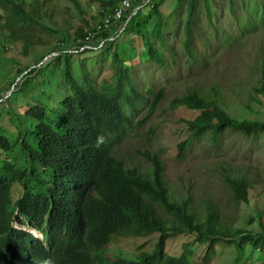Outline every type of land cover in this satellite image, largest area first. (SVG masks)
Instances as JSON below:
<instances>
[{
	"label": "trees",
	"instance_id": "trees-1",
	"mask_svg": "<svg viewBox=\"0 0 264 264\" xmlns=\"http://www.w3.org/2000/svg\"><path fill=\"white\" fill-rule=\"evenodd\" d=\"M163 1L150 0L146 4L144 0L141 4L151 13L146 18H141L144 11L137 14L145 26L144 31L137 33L146 40L150 59L160 65L167 61L164 48L158 46L160 43L166 47L168 25L161 11ZM117 2L111 0L106 5L113 8ZM179 2L187 3L182 45L190 50L198 4L203 2L208 7L210 1ZM0 9L4 37L15 43L22 40L26 56L36 46L49 44L56 38L53 36V40L46 42L35 30L59 33L56 27L45 23L54 22L57 17L49 0H0ZM151 19L153 22L156 19V24L149 30ZM58 23L56 18L57 26ZM117 35L110 31L99 38L107 43ZM85 37L84 30L77 32L73 42L78 49L84 45ZM67 41L70 36L65 34L57 46L71 45ZM117 47L112 51L116 63L113 80L96 82L89 76L83 78V65L73 72L68 63L64 73L66 92L58 103L55 106L38 103L26 111L35 121L27 129L29 141L24 139L21 146L24 155L16 151L20 136H13L14 142L13 138L0 135V150L9 151L6 158L0 159L3 162L0 164V264H195L191 247L186 245L179 256L170 255L166 253L167 242L176 235H194L198 242L209 244L208 256L223 240L231 243L232 237L223 230L216 211L207 209L201 221L192 211L189 198L181 202L172 199L164 179L163 163L157 155L144 154L151 165V174L147 175L136 167L126 168L113 154L114 143L133 125L132 118L139 106L150 101L142 121L149 119L165 95L164 87L157 91L136 88L131 80V63L121 57ZM256 95L264 96V82L256 88ZM223 103L215 90L207 94L192 90L174 98L170 108L184 107L198 112L193 120L185 122L191 138L209 135L216 142L228 131L246 136L264 132V120L233 117ZM191 138L179 144V158ZM224 180L239 203L250 202L252 186L247 177L225 175ZM15 184L22 186V192L14 200ZM15 220L21 226L38 229L44 239L17 228ZM261 227L264 228L262 220ZM155 234L159 236L151 251H140L133 259L120 256L113 260L107 257L109 262L104 260V249L114 240ZM245 239L256 249L264 248V232L250 233Z\"/></svg>",
	"mask_w": 264,
	"mask_h": 264
},
{
	"label": "rangeland",
	"instance_id": "rangeland-1",
	"mask_svg": "<svg viewBox=\"0 0 264 264\" xmlns=\"http://www.w3.org/2000/svg\"><path fill=\"white\" fill-rule=\"evenodd\" d=\"M49 1L59 25L56 18L45 23L56 27L59 33L35 30L46 42L56 38L36 46L29 56L23 53L22 40H7L0 28V135L9 140L20 136L16 151L24 155L21 146L24 139L29 141L27 129L35 121L26 111L38 103H58L66 92L64 73L68 63L73 72H78L82 64L83 78L89 76L96 82L113 80L116 63L112 51L118 46L121 57L131 63L133 85L141 91L164 87L165 95L149 119L142 121L150 101L139 106L133 125L114 143L113 153L128 168L138 167L147 173L150 164L144 154L157 155L164 165V179L172 199L181 202L189 198L192 211L201 221L206 210L213 209L219 214L223 230L232 237L231 243L223 240L208 256L209 244L198 242L194 235H176L167 242L166 253L179 256L187 245L194 250L195 264H264V250L254 248L245 239L250 233L264 232V132L246 136L228 131L216 142L209 135L191 138L185 122L193 120L198 112L170 108L175 97L191 90L207 94L217 89L224 108L233 117L264 120V96L256 95V88L264 82V0H209L208 7L199 3L190 50L182 45L187 3L165 0L161 10L168 25L166 47L150 40L164 48V65L150 59L146 40L137 33L145 28L137 15L126 22L123 35L117 40L107 41L102 48L73 52L77 32H87L98 23L102 9L111 10L106 5L111 0ZM150 13L144 11L141 18ZM154 22L150 20L149 30L155 27L156 19ZM122 23L119 26L123 27ZM65 34L70 36L67 42L71 45L57 46ZM189 138L191 142L179 158L178 146ZM12 140L15 142L16 138ZM8 154L9 151L0 150V159ZM225 175L250 180L249 203L236 200ZM21 192L22 186L15 184L12 198L15 200ZM239 231L245 234L239 235ZM158 236L116 239L104 249V260L109 262L107 257L113 260L120 256L133 259L140 251H151Z\"/></svg>",
	"mask_w": 264,
	"mask_h": 264
},
{
	"label": "clouds",
	"instance_id": "clouds-1",
	"mask_svg": "<svg viewBox=\"0 0 264 264\" xmlns=\"http://www.w3.org/2000/svg\"><path fill=\"white\" fill-rule=\"evenodd\" d=\"M123 0H118L117 4L115 5V7L111 8V10L109 11H104L102 10L101 13H100V16L102 17V19L96 23L94 26H92L91 28H89L86 32V37H85V42L83 43L84 45H82L79 49L78 47H73L72 46V51L73 52H79V51H86L85 49H97V48H101L105 43H106V40L102 39V40H99V36L102 34V33H105V32H110V31H113L112 29H116V31H113L115 34H118L117 36H119L120 34H122L124 32V29L126 28V22H129L130 19L133 17V16H136L138 14L139 11H145L144 9V5H142L141 3L144 1V0H136V1H133L132 3V6L130 8H128L125 13L123 14V16L119 19H115L114 16H115V13H116V10L118 8L121 7V3H122ZM150 0H146V4H148ZM165 1V0H164ZM163 1V3H164ZM162 3V5H163ZM161 5V7H162ZM162 11V10H161ZM187 16V14H186ZM110 17V25L103 29V30H98V26H100L101 24H103V22L105 21V19L109 18ZM120 21H123L122 23V26L121 25L119 26V23ZM93 33L94 36L88 40V36H89V33ZM116 38L114 37H111L109 38L108 40H114ZM94 44V45H93ZM78 49V50H77ZM156 63V62H155ZM30 72V71H29ZM161 88V87H160ZM155 91V90H154ZM192 91V90H191ZM217 92H219V90L216 89ZM190 92V91H189ZM220 93V92H219ZM184 95V94H183ZM181 96V95H180ZM179 97V96H178ZM176 98V97H175ZM225 109V108H224ZM114 154V153H113ZM115 155V154H114ZM116 156V155H115ZM117 157V156H116ZM120 159V158H119ZM146 159V158H145ZM160 159V158H159ZM147 160V159H146ZM148 162V160H147ZM124 163V162H123ZM149 163V162H148ZM150 164V163H149ZM125 165V164H124ZM164 166V165H163ZM126 168H128L126 165H125ZM134 168V167H132ZM138 168V167H136ZM140 171H142L140 168H138ZM150 170H151V165H150ZM144 172V171H142ZM145 174L147 175H150L151 173L150 172H144ZM16 217H14L15 219ZM18 224V225H17ZM14 225L17 227V228H20V229H24V230H27L31 233L34 234L35 237H37L38 239H41L43 240L44 239V236H43V233L38 231V229H35L33 227H31L30 225H27V226H21L16 220L14 221ZM41 235V236H40ZM257 249H263L262 247H259Z\"/></svg>",
	"mask_w": 264,
	"mask_h": 264
},
{
	"label": "built area",
	"instance_id": "built-area-1",
	"mask_svg": "<svg viewBox=\"0 0 264 264\" xmlns=\"http://www.w3.org/2000/svg\"><path fill=\"white\" fill-rule=\"evenodd\" d=\"M133 1H136V0H123L121 3V7L116 10L114 18L115 19L121 18L123 14L125 13V11L132 6ZM109 25H110V17L105 19L103 24L98 26V30H103L107 28ZM93 36L94 34L90 32L87 39L90 40Z\"/></svg>",
	"mask_w": 264,
	"mask_h": 264
}]
</instances>
